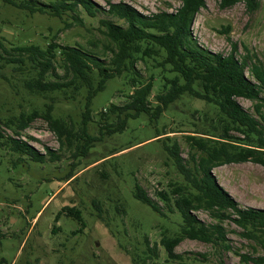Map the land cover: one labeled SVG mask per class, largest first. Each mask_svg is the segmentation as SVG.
I'll return each instance as SVG.
<instances>
[{
  "label": "rangeland",
  "instance_id": "374dc122",
  "mask_svg": "<svg viewBox=\"0 0 264 264\" xmlns=\"http://www.w3.org/2000/svg\"><path fill=\"white\" fill-rule=\"evenodd\" d=\"M93 1L104 7L106 1H125L143 13L173 11L181 3V0ZM257 1V7L248 10L241 1L221 8L219 0H205L192 21V36L202 47L222 54H227L235 43L237 58L247 55L250 62L255 57L264 70V0ZM81 15L82 25L66 26L69 19L65 16L29 13L0 0V56H6L12 46L44 45L45 38L50 36L58 43H78L101 53L104 40L98 19L105 15ZM100 56L106 59L104 54ZM155 62L152 58H146L145 63L136 60L134 70L107 80L104 89L92 98L85 123L83 92L74 99L51 93L55 97L51 104L52 116L61 119L71 131L66 140L64 135L59 139L41 116L51 100L26 90L23 71L4 64L0 57V118L36 110L38 116L32 118L19 137L41 153L50 150L57 155L52 159L46 154L45 162L27 158L13 163L17 156L0 147V264H134V258L144 256L141 252L146 249L144 236L159 259L164 257L163 248L157 244L159 233L162 229L173 232L180 222L179 215L174 211L166 217L157 216L132 196L134 185L138 184L149 197L156 198L157 190L180 179L173 146L177 147L181 162H188L195 149H190L187 137L205 136L203 133H211L213 127L220 131L221 124L213 106L183 95L156 118L150 117L149 121L148 115L141 113L128 118L121 132L108 134L104 124L116 118L113 114L102 115L101 111L110 103L122 105L127 100V94L133 89L131 77L143 80L152 73L171 75L156 67ZM245 74L254 80L248 67ZM154 93L155 88L149 97L151 105L155 104ZM259 95L264 97V88ZM236 101L264 125L254 110L255 100L237 97ZM261 105L260 113H264V103ZM156 130L162 132L158 138L153 137ZM0 133L12 134L3 124H0ZM229 133L242 138L234 130ZM212 173L240 207L264 209L262 165L250 160L231 162L214 167ZM92 201H98L106 223L96 217L97 208ZM64 205L80 209L83 227L64 213L54 222L55 214ZM193 213L205 223L214 222L205 210ZM221 225L230 249L219 250L210 243L184 238L174 251L188 264H254L241 262L238 254H263L257 241L259 236L244 235L243 229L229 219Z\"/></svg>",
  "mask_w": 264,
  "mask_h": 264
},
{
  "label": "trees",
  "instance_id": "16d2710c",
  "mask_svg": "<svg viewBox=\"0 0 264 264\" xmlns=\"http://www.w3.org/2000/svg\"><path fill=\"white\" fill-rule=\"evenodd\" d=\"M240 1L248 10L258 5L257 0H219V6L225 8ZM6 2L29 13H47L59 18L65 16L69 19L66 26L72 23L82 25V13L88 17L105 15L98 19L99 31L104 40L101 53L85 49L78 43H58L50 36L45 38L44 45H16L11 47L6 56H0L4 64L19 72L23 71V86L26 90L51 100L41 116L59 139L64 135L68 140L71 131L61 119L52 116L51 104L55 97L51 93L61 95L63 99H74L83 92L85 123L92 98L104 89L107 80L134 70V62L141 60L145 63L146 58L155 60L156 67L171 75L152 73L143 80L131 77L133 89L127 94V100L122 105L110 103L101 111L102 115L113 114L116 118L114 122L104 124L108 134L121 132L128 118H135L141 113L147 114L149 121L150 117L156 118L183 95L204 100L218 112L220 131L213 127L211 133L202 132L205 136L187 137L190 149H195L194 153H190L188 162H181L177 147L173 146L179 180L174 179L165 188L157 190L156 198L149 197L138 184L134 185L132 196L147 205L157 216L166 217L175 211L180 218L173 232L162 229L159 233L157 244L163 248L164 257L159 259L157 253L148 247V238L144 236L146 249L141 251L144 256L134 258V264H188L181 254L174 251L184 238L210 243L219 250H228L230 246L225 241L221 225L225 219L242 228L244 235L253 238L259 236L257 241L263 254L253 256L239 253L240 261L264 264V209L240 207L212 173L214 167L222 164L248 160L264 167V125L236 101L237 97L255 100L254 110L264 122V113L259 110L264 103V97L259 95L264 88V70L255 57L250 62L247 55L237 58L235 43L231 44L227 54L212 52L197 43L190 27L195 14L205 5V0H181L173 11L150 13H143L125 1H106L105 7L93 0ZM100 54H104L106 59ZM247 67L254 80L245 74ZM135 76L139 78L138 74ZM154 88L152 97L155 104L151 105L149 97ZM34 116H38L36 110L28 114L19 113L17 117L0 118V124L8 127L12 133L5 136L0 133V147L17 156L12 160L13 163L27 158L45 162L46 154L52 159L57 158L55 152L47 150L46 154L41 153L19 137ZM81 130L85 133V126ZM231 130L241 133L242 138L231 135ZM161 133L156 130L153 137ZM92 204L97 208L96 217L106 223L98 201H92ZM118 208L116 206L115 210ZM195 210H205L214 222L200 220L193 213ZM61 213L76 219L81 227L84 226L78 207L62 206L55 214L54 222Z\"/></svg>",
  "mask_w": 264,
  "mask_h": 264
}]
</instances>
